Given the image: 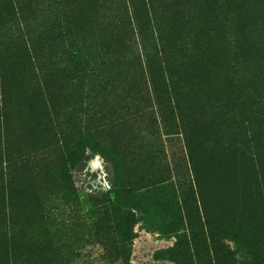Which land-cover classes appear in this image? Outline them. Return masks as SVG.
Wrapping results in <instances>:
<instances>
[{
  "label": "rangeland",
  "instance_id": "1",
  "mask_svg": "<svg viewBox=\"0 0 264 264\" xmlns=\"http://www.w3.org/2000/svg\"><path fill=\"white\" fill-rule=\"evenodd\" d=\"M24 4L34 61L22 64L16 43L0 47V246L37 261L35 246L48 243L49 264H105L120 229L131 264H175L176 184L190 176L189 153L205 150L197 166L207 220L185 195L197 258L189 250L177 264H264V0ZM196 32L203 69L188 65L200 52L189 50ZM165 70L182 92L174 108ZM162 183L152 203L141 199L142 186ZM217 229L212 257L206 238Z\"/></svg>",
  "mask_w": 264,
  "mask_h": 264
},
{
  "label": "trees",
  "instance_id": "2",
  "mask_svg": "<svg viewBox=\"0 0 264 264\" xmlns=\"http://www.w3.org/2000/svg\"><path fill=\"white\" fill-rule=\"evenodd\" d=\"M44 10H45L44 4L39 6L38 9H36L37 16H35V20L40 21V24L38 25L39 29H42L43 27H45L44 20H43L44 19L43 13L45 12ZM27 11L28 9L26 8L24 4V0H0V47H2L4 41L6 40H7L6 43L8 42H10L11 44L16 43L17 46L15 47V49H18L19 51L22 50L23 55L25 56V58L21 61V63L25 64V66L31 65V61L32 60L34 61V57L32 55L33 50L30 48L31 45L29 44V42L24 41V37H23L25 36V34L27 35L29 31H32L31 29L30 30L26 29V24L24 23L26 21L25 12ZM51 15H54V13ZM24 29L26 30L24 31ZM195 35H197V32L194 34L193 37H191V47L189 50L195 52V54L198 53V51L200 52H199L197 61H195V58L191 56V59L195 63L190 61L191 63H189L188 65L191 64L192 66H197L198 68L203 69L206 66L205 65V48H204L205 45L202 46L201 44L202 43L205 44L206 42L203 41L204 39L203 36H201L199 39H196ZM68 60L70 62H73L74 64H78L81 62L80 57L74 51L72 55L68 57ZM11 65L12 64L10 63V66ZM165 71L166 73H168L166 80L168 81V83L170 81V83L167 85L168 90L171 94V95L170 94L168 95L169 104H172L171 107L174 108V106L177 105V98L179 99L180 97H182V92L179 95V92L177 91V89H175L171 85L172 76L169 75V71L167 70ZM149 78L151 81L152 77H149ZM176 78H178V80L183 79V77L180 75H178ZM4 82L5 80L3 79V71L1 69V64H0V85L2 84V87L0 89L1 97H2V92H3ZM203 151L209 152L205 150H198V151L194 150L189 153L188 162H189L190 176L184 177L181 174L178 177L180 181H177V184H176V198L177 199L174 201V203H172L173 206H172V211H171V216H170V220L172 224V231L174 232L172 235L174 237V242L167 249L169 252L172 253V256H171L172 261H174L175 264H177L176 258L179 255L188 254L187 252L189 250L191 251L192 257H195L196 255V258H197V253L193 252L194 250L193 237H191L189 233L190 231L189 230L190 228L189 213L186 211L184 207L185 195L196 197V200L199 203V208H200L199 216L201 217L203 222H205V219L207 220L206 213H205V202H204L205 199L203 197V191H202L201 184L199 183L201 182L200 181L201 178H200V175L198 172V166H197L198 165L197 161L200 157V154ZM165 187L167 188V186H165L164 183H162L159 186H150V185L147 187L142 186V190L144 192L141 194V199L144 201H149V202L151 201L152 203L156 199L154 196L155 192H153V190L159 189L162 191ZM262 195L263 193L259 194L258 196L259 199H263ZM207 198L209 199L208 196ZM160 199H161V196L157 198V201ZM167 206H168L167 202H164L162 204L163 208ZM238 207L239 205H235L233 208V212L237 211ZM249 207H251L252 210L255 211V207L253 203H250ZM112 215L114 217V221H113L114 226L117 228V225H118L117 217L120 215V211L114 207L112 211ZM1 218L2 216L0 213V219ZM213 218H214V221L216 222V225H215L216 228L219 229V227L224 222V220L222 219V217L217 211H213ZM98 220L99 218L96 219V221ZM218 229L215 230L214 237L206 238L207 242L205 245V248H206L205 253L211 254L212 257H213V253H214V256L217 257L216 251L214 252V249L217 246H221V244L217 240L221 234V230H218ZM210 232L211 230L208 229L207 233H210ZM117 233H118V236H120L121 238L120 240H123V242L125 243H123L122 241H118L116 245H110V254L112 255L113 259L110 260V262L105 263V264H131L130 259H129V255H130L129 243L127 242L128 233L126 230L124 231L120 229H117ZM248 234L246 232V236ZM246 242H247L246 250H248L249 252L252 251L253 250V247H252L253 239L250 238V235L247 237ZM34 250H39L41 253V258L37 261H31L26 258H21V256L18 257V255H20L18 253L21 251L19 248L10 249L9 251H7V248L0 246V264H49L48 256L51 252V248H49L48 243L35 246ZM218 253L222 254L221 252H218Z\"/></svg>",
  "mask_w": 264,
  "mask_h": 264
}]
</instances>
